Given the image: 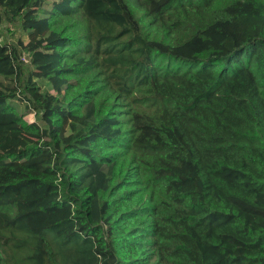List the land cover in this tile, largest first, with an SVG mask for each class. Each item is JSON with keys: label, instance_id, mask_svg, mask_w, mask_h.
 I'll use <instances>...</instances> for the list:
<instances>
[{"label": "trees", "instance_id": "obj_1", "mask_svg": "<svg viewBox=\"0 0 264 264\" xmlns=\"http://www.w3.org/2000/svg\"><path fill=\"white\" fill-rule=\"evenodd\" d=\"M0 13V264H264V0Z\"/></svg>", "mask_w": 264, "mask_h": 264}, {"label": "rangeland", "instance_id": "obj_2", "mask_svg": "<svg viewBox=\"0 0 264 264\" xmlns=\"http://www.w3.org/2000/svg\"><path fill=\"white\" fill-rule=\"evenodd\" d=\"M0 15H1V13H0ZM19 37H21L24 40V44L27 42L24 32L22 31V29L17 24L13 25L11 23H6L5 18L1 17L0 41L1 42L4 41L7 43L17 45V41H18ZM19 50H22V49H20V46H19ZM24 74H26L25 70H24ZM18 105L22 108V110L24 109L23 103L21 101L18 102ZM24 119L29 121V122H33V119H36V118L35 117L32 118V115L27 114L24 117Z\"/></svg>", "mask_w": 264, "mask_h": 264}, {"label": "built area", "instance_id": "obj_3", "mask_svg": "<svg viewBox=\"0 0 264 264\" xmlns=\"http://www.w3.org/2000/svg\"><path fill=\"white\" fill-rule=\"evenodd\" d=\"M29 115H32V118H34V113H31V114H29ZM34 120V119H33ZM29 122V121H28Z\"/></svg>", "mask_w": 264, "mask_h": 264}]
</instances>
